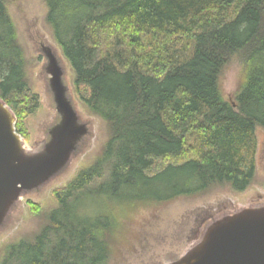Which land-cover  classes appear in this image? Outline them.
<instances>
[{"label":"trees","instance_id":"16d2710c","mask_svg":"<svg viewBox=\"0 0 264 264\" xmlns=\"http://www.w3.org/2000/svg\"><path fill=\"white\" fill-rule=\"evenodd\" d=\"M17 1L0 0V98L30 141L38 103L28 95L33 62L9 10ZM41 1L44 24L71 66L74 94L103 121L107 139L93 164L54 192L59 208L48 223L8 244L0 264H108L110 219L71 207L85 192L110 209L114 198L168 204L226 187L243 193L255 183L264 0ZM236 66L240 90L231 102L221 86ZM28 205L41 214L38 204Z\"/></svg>","mask_w":264,"mask_h":264},{"label":"rangeland","instance_id":"374dc122","mask_svg":"<svg viewBox=\"0 0 264 264\" xmlns=\"http://www.w3.org/2000/svg\"><path fill=\"white\" fill-rule=\"evenodd\" d=\"M9 10L18 38L28 58L33 62V66L27 70L32 81V91L28 95H37L35 103H38V108L28 119L31 137L27 144L30 147H37L43 141L44 130L53 121L55 113L48 105L44 78L41 74L42 57L36 50L34 37H43L57 49L58 46L44 24L46 7L41 0H18L9 6ZM114 53H116L115 50L112 54ZM67 68L78 111L84 120L93 123V138L89 140L84 152L67 173L57 178L38 194L27 196L24 199L22 207L9 227L0 232V261L4 256V248L8 244L38 231L48 223L51 212L59 208L54 192L66 187L81 169L92 165L106 142V129L103 121L96 116H91L76 98L73 89V72L68 63ZM221 88L228 101H235L240 90L239 67H233L226 72ZM257 136L259 139L257 176L255 183L243 193L234 192L226 187L216 189L202 197L179 199L168 204L151 201L148 197L141 202L114 198L110 204L111 208L105 209L100 197L85 192L79 200H72L71 207L76 214L78 210H81V213H89L94 217L100 215L110 219L113 226V240L110 243L111 256L108 264H170L180 259L199 241L204 228L213 218L242 207L264 202V131L259 129ZM161 166L162 163L158 167ZM107 178L108 173L105 171L102 179H99L105 181ZM96 186L97 183L93 185V187ZM28 201L42 208L39 216L32 212Z\"/></svg>","mask_w":264,"mask_h":264},{"label":"water","instance_id":"95a60500","mask_svg":"<svg viewBox=\"0 0 264 264\" xmlns=\"http://www.w3.org/2000/svg\"><path fill=\"white\" fill-rule=\"evenodd\" d=\"M34 39L55 115L41 144L30 147L17 131L15 113L0 98V232L9 227L27 196L69 171L94 135L93 123L78 111L61 52L43 37ZM170 264H264V202L213 218L199 241Z\"/></svg>","mask_w":264,"mask_h":264},{"label":"flooded vegetation","instance_id":"af4514ba","mask_svg":"<svg viewBox=\"0 0 264 264\" xmlns=\"http://www.w3.org/2000/svg\"><path fill=\"white\" fill-rule=\"evenodd\" d=\"M42 59V58H41ZM43 60V59H42Z\"/></svg>","mask_w":264,"mask_h":264}]
</instances>
